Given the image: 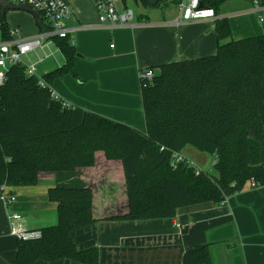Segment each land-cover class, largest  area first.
<instances>
[{
    "label": "trees",
    "instance_id": "1",
    "mask_svg": "<svg viewBox=\"0 0 264 264\" xmlns=\"http://www.w3.org/2000/svg\"><path fill=\"white\" fill-rule=\"evenodd\" d=\"M222 1L200 4L217 15ZM216 29L218 41L230 36L226 20H218ZM55 43L64 65L42 76L48 83L73 74L77 55L67 40ZM140 83L144 133L63 107L19 65L6 73L0 85V186H35L41 173L53 174L47 195L58 217L55 226L40 229V238L18 240L11 264H98L96 248L78 250L70 238L95 222L92 189L79 176L81 168L94 165L96 152L123 168L127 211L111 221L170 219L182 207L223 204L252 180L264 186V36L219 43L215 55L161 65L150 82ZM186 146L212 155L217 177L195 174L186 161L172 165ZM181 264L212 259L204 246L185 252Z\"/></svg>",
    "mask_w": 264,
    "mask_h": 264
},
{
    "label": "crops",
    "instance_id": "2",
    "mask_svg": "<svg viewBox=\"0 0 264 264\" xmlns=\"http://www.w3.org/2000/svg\"><path fill=\"white\" fill-rule=\"evenodd\" d=\"M171 2L164 0L157 6L135 3L134 26L111 27L98 22L91 0H70L76 15L69 23L70 37L80 57L74 58L73 74L52 81L53 91L69 107L144 133L143 71L157 73L164 64L215 55L219 43L264 36V0H223L215 19L185 23H178L179 4ZM218 20H226L230 27V36L221 41L217 39ZM12 28L23 37L38 32L37 27L26 36L18 26ZM59 55L36 64L41 76L64 65ZM30 60L37 62V57L31 55ZM189 149L186 146L177 154L201 169L195 163L199 151ZM79 178L92 189L95 222L72 231L70 238L78 250L96 248L98 264H181L185 252L204 246L212 264H264V186L252 189L246 185L223 204L179 208L170 219L111 221L109 218L127 211L121 162L96 152L94 165L81 168ZM54 185L53 174L41 173L35 186L6 187L14 201L6 204L0 197V264H11L16 257L18 239L13 228L31 231L57 224V204L47 195ZM13 215L19 218L10 219ZM35 264L80 263L60 259Z\"/></svg>",
    "mask_w": 264,
    "mask_h": 264
},
{
    "label": "built area",
    "instance_id": "3",
    "mask_svg": "<svg viewBox=\"0 0 264 264\" xmlns=\"http://www.w3.org/2000/svg\"><path fill=\"white\" fill-rule=\"evenodd\" d=\"M17 5H27L39 15L41 20L38 32L31 37H23L16 28H11L2 18L0 12V85L5 81L6 73L13 66L19 65L24 68V72L29 77H35L38 85L49 92L52 99L60 101L63 107H69L53 91L51 83L45 81L42 76L36 74V64L46 58L54 57L55 53L49 47H53L55 52L61 54L55 43V39H65L70 46L74 47V40L70 37L72 29L69 23L76 20V15L70 0H6ZM97 13L98 22L101 25L108 24L111 27H133L135 13L129 7V0H91ZM133 1V0H132ZM134 2V1H133ZM178 23H185L196 20H213L216 15L211 8L202 7L200 0H181L179 3ZM1 11V10H0ZM262 20V19H261ZM35 55L36 61H31L30 56ZM153 78L152 70H145L140 74V79L150 82ZM172 165L186 161L177 153L173 155ZM194 168L195 174L201 169L193 163L188 162ZM252 189L259 188L253 180L249 182ZM0 197L6 204L14 201L13 195L6 193V186H0ZM13 215L10 219H18ZM13 235L21 241L35 240L41 237L40 230L22 231L12 229Z\"/></svg>",
    "mask_w": 264,
    "mask_h": 264
},
{
    "label": "rangeland",
    "instance_id": "4",
    "mask_svg": "<svg viewBox=\"0 0 264 264\" xmlns=\"http://www.w3.org/2000/svg\"><path fill=\"white\" fill-rule=\"evenodd\" d=\"M129 7L133 9V11L136 15L137 10H138V6L132 0H129ZM5 19L7 20V22L9 23L10 26H12V27L18 26L21 29L22 33L26 36L33 34L38 27V23H37V20L35 19V17L32 14L25 12V11L6 10ZM49 48L52 51H54L56 56H60L59 53L55 52V49L53 47L50 46ZM43 65H44L43 68L47 67V66H45L46 63H43ZM36 74L40 76V69L37 67H36ZM190 149H191V147H190ZM195 152H197V151H195ZM197 153L200 154L199 158H197V161L195 162L194 159H192V158L191 159L203 171L208 172L211 175L217 177V173L213 169L214 157L210 154H207V153H202V152H197Z\"/></svg>",
    "mask_w": 264,
    "mask_h": 264
},
{
    "label": "water",
    "instance_id": "5",
    "mask_svg": "<svg viewBox=\"0 0 264 264\" xmlns=\"http://www.w3.org/2000/svg\"><path fill=\"white\" fill-rule=\"evenodd\" d=\"M160 1L161 0H146L147 4L149 6H155ZM0 10H1L2 15L5 14L6 10L25 11V12L32 14L35 17V19H39V15L35 11H33L29 6L13 4V3L8 2L6 0H0ZM77 56L80 57V55H78V54H77Z\"/></svg>",
    "mask_w": 264,
    "mask_h": 264
}]
</instances>
